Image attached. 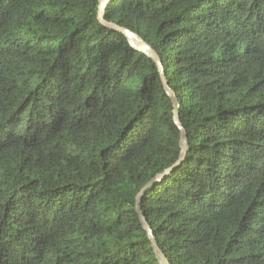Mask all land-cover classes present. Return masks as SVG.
I'll return each mask as SVG.
<instances>
[{"label":"trees","instance_id":"1","mask_svg":"<svg viewBox=\"0 0 264 264\" xmlns=\"http://www.w3.org/2000/svg\"><path fill=\"white\" fill-rule=\"evenodd\" d=\"M0 0V264H264V0Z\"/></svg>","mask_w":264,"mask_h":264},{"label":"water","instance_id":"2","mask_svg":"<svg viewBox=\"0 0 264 264\" xmlns=\"http://www.w3.org/2000/svg\"><path fill=\"white\" fill-rule=\"evenodd\" d=\"M109 2H110V0H100L99 11H98V16H97L99 23L108 29L114 30V31L119 32V33L123 34L124 36H126L129 39V41L131 42V44L135 50H137L138 52L145 53L153 59V61L155 62L156 66L160 72L161 81H162L164 90L167 93V95L170 97L172 105H173V114H174L175 124L181 133V136H180L181 154H180V159L178 162V164H181L185 160L186 154L188 152V147H187V143H186L187 135H186L181 123H180V120L178 117V108H179L178 101H177V98L175 96V93L169 87L162 62H161L158 54L147 43H145L137 34H135L134 32H132L130 30L120 28V27H118L112 23H109L105 20V11H106V8H107V5ZM172 171L173 170H168L164 174L160 175L155 180L150 182L143 189V191L140 193V195L137 198V204H138L137 214L140 218L143 229L145 230V232H147V234L149 236L150 242L152 244V248L154 249V252H155L156 257H157L158 261L160 262V264H170V262L166 259V257L164 256V254L161 252V250L158 247V244H157V242L153 236L152 229H151L150 225L148 224V222L144 216V213L141 210V203H142L143 197L152 189V187L155 184H157L158 182H160L166 175L170 174Z\"/></svg>","mask_w":264,"mask_h":264}]
</instances>
